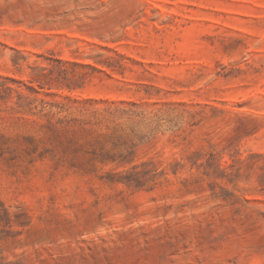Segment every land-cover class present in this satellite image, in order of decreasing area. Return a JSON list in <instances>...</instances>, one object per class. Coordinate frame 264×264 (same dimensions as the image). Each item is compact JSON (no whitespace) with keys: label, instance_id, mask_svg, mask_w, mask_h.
<instances>
[{"label":"rangeland","instance_id":"374dc122","mask_svg":"<svg viewBox=\"0 0 264 264\" xmlns=\"http://www.w3.org/2000/svg\"><path fill=\"white\" fill-rule=\"evenodd\" d=\"M0 264H264V0H0Z\"/></svg>","mask_w":264,"mask_h":264}]
</instances>
